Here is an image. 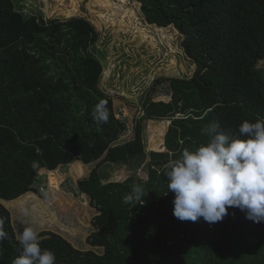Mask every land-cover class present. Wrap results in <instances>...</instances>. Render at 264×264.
<instances>
[{
	"label": "trees",
	"instance_id": "obj_1",
	"mask_svg": "<svg viewBox=\"0 0 264 264\" xmlns=\"http://www.w3.org/2000/svg\"><path fill=\"white\" fill-rule=\"evenodd\" d=\"M135 1L147 24L174 26L184 37L196 71L191 78L159 79L156 85L169 83L171 101L144 98L132 134L121 140L127 126L116 116L120 100L101 87L104 66L94 52L100 33L93 23L45 20L17 9L16 0H0V219L7 233L0 264L19 255L17 237L27 222L43 237L41 248L55 253L56 264H264V222L248 220L236 208L215 224L202 217L181 221L173 215L165 175L184 149L208 142L201 131L207 124L234 134L243 121L264 118V0ZM100 101L107 103L109 120L98 125L92 111ZM150 121L171 123L160 145L165 151H147ZM76 162L73 182L83 202L76 192L60 193L51 173L57 209L38 200L29 205L30 215L12 213L24 195L35 194V166L54 171ZM133 163L147 167V180L105 181L106 165ZM133 185L143 188V196L125 203ZM79 205L87 233L60 221ZM15 222L21 224L16 231ZM61 229L85 241V248L77 249Z\"/></svg>",
	"mask_w": 264,
	"mask_h": 264
},
{
	"label": "rangeland",
	"instance_id": "obj_2",
	"mask_svg": "<svg viewBox=\"0 0 264 264\" xmlns=\"http://www.w3.org/2000/svg\"><path fill=\"white\" fill-rule=\"evenodd\" d=\"M16 6L28 15L43 16L45 20L77 17L93 23L100 33L94 52L104 66L101 87L115 97L117 102L120 100L117 112L122 108L120 118L130 128L131 121L139 115V105L144 98H152L155 102L171 101L169 83L163 81L156 85L159 79L191 78L196 71L193 61L185 54L184 37L174 26L158 28L147 24L141 13V6L135 0H16ZM259 66L264 67V60ZM170 125L167 121L145 122L144 135L148 152L166 150L160 149V145L161 141L165 144ZM128 136L129 133H124L121 139ZM138 164L106 165L109 178L105 181L124 182L133 176L147 180V167ZM17 211L12 210L14 213ZM91 212L93 215L94 211ZM32 218L34 222L35 215ZM13 225L15 230L21 228L18 222ZM36 227L41 228L40 223ZM59 233L67 240L74 239L72 234L60 230ZM78 238L75 241L80 246Z\"/></svg>",
	"mask_w": 264,
	"mask_h": 264
},
{
	"label": "clouds",
	"instance_id": "obj_3",
	"mask_svg": "<svg viewBox=\"0 0 264 264\" xmlns=\"http://www.w3.org/2000/svg\"><path fill=\"white\" fill-rule=\"evenodd\" d=\"M92 118L98 125L108 122L105 101L94 106ZM201 131L209 137L206 144L195 151L184 149L178 159L167 164L174 217L192 222L202 217L215 224L230 208H236L248 220L264 222V118L243 121L234 134L217 123H209ZM142 196L143 188L133 185L124 202L133 203ZM23 211L28 215L27 209ZM3 223L0 219V242L7 239ZM17 239L20 251L12 264H56L55 253L41 248L43 237L33 227H25Z\"/></svg>",
	"mask_w": 264,
	"mask_h": 264
},
{
	"label": "crops",
	"instance_id": "obj_4",
	"mask_svg": "<svg viewBox=\"0 0 264 264\" xmlns=\"http://www.w3.org/2000/svg\"><path fill=\"white\" fill-rule=\"evenodd\" d=\"M76 165H78V163H73V164H70L66 167V171L65 173L62 172L61 170L57 169V170H54V171H49V170H45V169H40V180H39V184H45V186H49L50 188H56L54 186L51 185V182H50V174L51 173H54L55 176L57 177L58 179V182H59V192L60 193H64L62 191V184L63 182L65 181V179L69 178L70 180L72 181H75L74 178L76 176V173H75V167ZM45 179V181L43 180ZM55 189L51 190L49 192V195H50V200H51V203L48 202V199L47 198H41L39 197L38 195L36 194H32V193H29L27 195H24L23 198L25 197V200L23 202L22 205H18V206H11V208H13L12 210H18L15 214L17 213H20V215L24 216V209H29V205L33 204V203H36L37 204V201L39 200L40 202L42 201L45 205L48 206V208H50L52 211H55L57 209L56 205H55V198H54V195L57 194L58 192L56 193H53ZM65 195H67L66 193H64ZM67 196H70V195H67ZM76 199H78L79 201L83 202V198L81 196V194H77L76 193V196H74ZM41 202V203H42ZM42 203V204H43ZM41 205L43 207H45V205ZM6 205V204H5ZM19 207V208H18ZM28 207V208H26ZM11 210V211H12ZM83 212H84V215H85V211H84V206L83 205H79L77 207H75L74 209L68 211L66 214H63L61 216V223L66 225L67 227H71V228H74L75 230H80L81 233L82 232H85L87 233L86 229L83 227V225L80 224V220L81 218L84 216L83 215ZM14 213V212H12ZM29 215V214H28ZM28 225H30V227H32V222H27ZM31 223V224H30ZM23 227H29L26 223L25 224H22ZM41 226V225H40ZM15 229V227H14ZM43 228H40L38 230H41ZM16 231V230H15ZM61 232L64 231V229H61L60 230ZM22 231H20L21 233ZM64 233V232H63ZM68 234H70L68 232ZM71 235V234H70ZM72 238H74V236L72 235ZM71 243H73L75 245V247H77V249H83L85 248V246H83L80 242V246H76V241H75V238L73 240H69ZM85 242V241H84Z\"/></svg>",
	"mask_w": 264,
	"mask_h": 264
},
{
	"label": "built area",
	"instance_id": "obj_5",
	"mask_svg": "<svg viewBox=\"0 0 264 264\" xmlns=\"http://www.w3.org/2000/svg\"><path fill=\"white\" fill-rule=\"evenodd\" d=\"M119 112L118 113V116L117 118L120 120V121H123L120 116L123 114L122 113V108H119L118 110ZM121 114V115H120ZM126 133L128 134L129 133V136L127 138L130 137L131 135V128L127 125V131ZM127 138H123L121 140H124V139H127ZM66 167L67 166H60L58 169L61 170L62 172L65 173L66 171ZM65 168V169H64ZM35 169L37 170V176L35 178V181H34V184L32 186V190L35 192V194H37L39 197L41 198H47L48 199V202L51 203V200H50V195H49V192L51 190H53V188H50L49 186H45V184H39V180H40V169L37 168V166H35ZM45 181V179H43ZM62 186V191L64 193H66L67 195H71L72 192H76L77 194H79L78 190H77V186L75 185V183L70 180L69 178L68 179H65L64 183L61 185Z\"/></svg>",
	"mask_w": 264,
	"mask_h": 264
},
{
	"label": "water",
	"instance_id": "obj_6",
	"mask_svg": "<svg viewBox=\"0 0 264 264\" xmlns=\"http://www.w3.org/2000/svg\"><path fill=\"white\" fill-rule=\"evenodd\" d=\"M171 124V123H170Z\"/></svg>",
	"mask_w": 264,
	"mask_h": 264
}]
</instances>
